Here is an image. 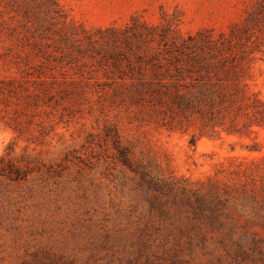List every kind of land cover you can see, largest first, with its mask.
I'll list each match as a JSON object with an SVG mask.
<instances>
[{"label":"rangeland","instance_id":"374dc122","mask_svg":"<svg viewBox=\"0 0 264 264\" xmlns=\"http://www.w3.org/2000/svg\"><path fill=\"white\" fill-rule=\"evenodd\" d=\"M140 22L247 27L249 107L132 103L106 53ZM0 264H264V3L0 0Z\"/></svg>","mask_w":264,"mask_h":264},{"label":"trees","instance_id":"16d2710c","mask_svg":"<svg viewBox=\"0 0 264 264\" xmlns=\"http://www.w3.org/2000/svg\"><path fill=\"white\" fill-rule=\"evenodd\" d=\"M41 1L57 6V0ZM251 18L253 14L247 22ZM134 24L110 31L113 49L106 54L115 58L118 68L124 63L125 69L136 71L128 76L132 88L127 95L132 103L150 108L155 117L170 114L173 120L200 118L212 124L223 112L235 117L255 96L244 80L254 53L248 46L247 27L185 36L173 22L167 27Z\"/></svg>","mask_w":264,"mask_h":264}]
</instances>
